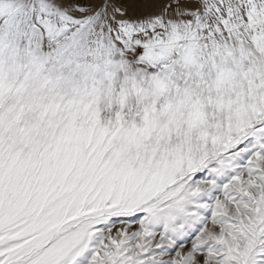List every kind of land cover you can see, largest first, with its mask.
I'll list each match as a JSON object with an SVG mask.
<instances>
[{
	"label": "snow or ice",
	"instance_id": "obj_1",
	"mask_svg": "<svg viewBox=\"0 0 264 264\" xmlns=\"http://www.w3.org/2000/svg\"><path fill=\"white\" fill-rule=\"evenodd\" d=\"M0 264H264V0H0Z\"/></svg>",
	"mask_w": 264,
	"mask_h": 264
}]
</instances>
